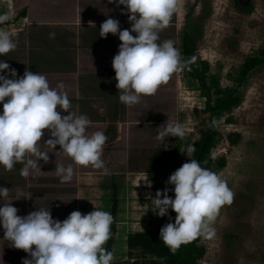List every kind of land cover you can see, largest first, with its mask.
I'll return each mask as SVG.
<instances>
[{"label":"clouds","instance_id":"clouds-1","mask_svg":"<svg viewBox=\"0 0 264 264\" xmlns=\"http://www.w3.org/2000/svg\"><path fill=\"white\" fill-rule=\"evenodd\" d=\"M117 3L126 7L131 28L121 30L119 21L109 17L100 25L99 32L100 37L109 33L119 36L121 43L112 67L119 100L131 106L142 96L154 94L171 74L185 66L174 41H161L159 37L160 31L182 10L183 0H117ZM7 20L6 13L0 14V24ZM13 37L14 33L0 28V56L17 47ZM6 70L11 78L0 75V166L11 170L21 163L20 175L28 177L30 170L41 171L39 161L49 160V153L41 150V146L54 149L59 145L58 152L75 164L103 168L101 157L108 137L100 130L88 131L92 122L86 115L72 111L67 93L58 91L64 87L63 83L51 87L46 75L27 69L17 78L16 70L0 60V72ZM159 128L158 139L185 136L180 123L166 121ZM44 130L50 133V138L40 143ZM194 151V145L189 144L186 155ZM54 171L61 182H70L74 175L72 164L55 163ZM167 183L174 186V198L169 197L165 188L163 193L157 190L151 200L156 215H167L169 208L176 213L174 222L161 227L160 240L175 249L196 237H214L213 222L220 208L231 204L234 198L227 181L190 158L169 176ZM9 191L8 187L0 186V200L7 199ZM17 213L11 202L0 203L4 238L31 257L23 259L22 264H112L114 254L104 246L112 235L114 218L109 211L95 206L84 214L73 210L63 221L54 219L49 207L36 208L25 216Z\"/></svg>","mask_w":264,"mask_h":264},{"label":"crops","instance_id":"crops-1","mask_svg":"<svg viewBox=\"0 0 264 264\" xmlns=\"http://www.w3.org/2000/svg\"><path fill=\"white\" fill-rule=\"evenodd\" d=\"M23 1L26 6L17 9L9 30L14 33L17 47L0 56V60L8 63L10 69L16 70L17 78L22 77L27 69L46 75L51 87H57L62 82L64 87L58 91L67 93L71 110L89 118L92 122L89 132L103 131L108 139L103 146L101 158L104 167L101 169L75 164L70 157L58 152L59 145L54 149L47 145L41 146V150L49 153V160L47 163L39 161L41 171L30 170L28 177L20 175L21 163L14 165L11 170L0 166V186L10 189L8 198L0 200V203L11 202L20 216L36 208L49 207L52 217L60 221L73 210L84 214L93 211L95 206L109 211L115 226L111 246L114 254L112 262H124L129 257L128 235L150 231L133 230L125 226L120 230L117 214L120 203L130 198L131 188L134 187L135 192L145 191L148 183L149 173L142 170L141 166L138 168L140 161L132 160L131 150L134 146L131 140L136 132L135 126L152 124L147 115L152 116L153 105L159 97L156 91L142 96L138 103L131 106L119 100L112 59L118 53L121 41L118 34L109 33L106 37H100L99 29L109 17L119 21L121 30L130 29L127 9L119 5L117 0ZM183 11L182 8L175 14L170 24L159 33L161 41L173 40L181 55L185 35L196 41V36L184 30L186 23L182 19ZM185 16L188 17L187 14ZM4 27L0 25V28ZM0 75L11 78L7 70L0 72ZM172 80L173 74L167 82L172 83ZM57 111L61 110L57 108ZM49 138L50 133L44 130L40 143ZM55 163L64 166L72 164L74 175L70 182H61L54 171ZM151 168L161 171L160 164L152 160L149 172H152ZM168 173L165 179L173 173L172 169ZM160 185L174 187L164 182L158 187ZM157 190H154L155 195ZM146 198V194L143 195V199ZM225 206L228 208V204ZM106 245L107 242L105 248ZM25 258L31 259L29 253L11 246V241L4 238V229L0 227V264H22Z\"/></svg>","mask_w":264,"mask_h":264},{"label":"rangeland","instance_id":"rangeland-1","mask_svg":"<svg viewBox=\"0 0 264 264\" xmlns=\"http://www.w3.org/2000/svg\"><path fill=\"white\" fill-rule=\"evenodd\" d=\"M7 1L0 0V14L8 15V20L0 25L9 31L17 9L25 7L26 2ZM183 2L184 30L196 36V51L187 66L173 73L172 83L165 82L158 87L159 97L152 112L157 117L147 115L152 124L134 128L132 160L140 161L138 168L141 166L149 173L148 183L145 191L135 192L132 187L130 198L120 203L117 214L120 230L124 226L133 230H157L165 225L163 216L153 210L151 200L161 182L173 185L165 179L168 170L159 174L149 172L151 157L177 146L179 153H186L185 143H195L196 126L205 107V98L195 79L201 61L208 63V73L217 75L223 87H233L227 75L234 73L246 58L264 49V0H238L241 10L234 0ZM239 91L242 103L229 116L231 124L224 122L225 117L218 119V141L213 149L215 156L226 158V166L219 175L233 190L234 198L228 208L225 205L220 208L213 222L215 236L202 237L200 244L206 253L199 264H264V63L248 74ZM166 121L180 123L185 136L158 139L159 127ZM229 134L234 143L229 142Z\"/></svg>","mask_w":264,"mask_h":264},{"label":"trees","instance_id":"trees-1","mask_svg":"<svg viewBox=\"0 0 264 264\" xmlns=\"http://www.w3.org/2000/svg\"><path fill=\"white\" fill-rule=\"evenodd\" d=\"M235 6L240 9L238 0H234ZM241 10V9H240ZM194 40L186 36L183 40V53L181 59L188 62L196 48L193 45ZM185 63V64H186ZM264 63V49L257 51L253 56L248 57L235 69L234 73H229L227 78L234 84L233 87H223L217 75L208 73L209 65L206 61H201L200 71L195 74L198 87L202 96L205 98V107L201 112V118L196 126L197 139L193 144L195 151L190 155L179 153V146L173 150H165L152 157V162L160 164V170H171L179 168L190 158L198 160L202 166L219 174L226 166V158L215 156L213 149L217 145L218 133L216 127L219 124L218 119L225 117V123L231 124L232 112L242 103V96L239 91L242 83L248 74L258 65ZM232 134L228 135L230 143ZM191 144V141L185 143V147ZM152 172H161L158 169ZM168 189V195L174 198L173 187L160 185L158 190ZM163 198V196H161ZM176 213L169 208L167 215L163 216V222L175 221ZM111 238L107 241L106 249L111 251L115 226H111ZM202 236L183 242L178 248H171L160 240V229L150 230L130 234L127 237L128 260L124 262H112V264H199V261L206 253V249L200 244Z\"/></svg>","mask_w":264,"mask_h":264}]
</instances>
